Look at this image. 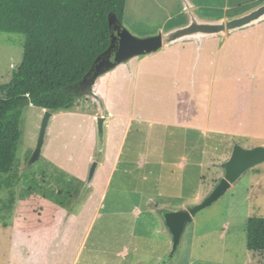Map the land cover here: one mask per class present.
I'll use <instances>...</instances> for the list:
<instances>
[{
  "label": "crops",
  "instance_id": "0c3cea01",
  "mask_svg": "<svg viewBox=\"0 0 264 264\" xmlns=\"http://www.w3.org/2000/svg\"><path fill=\"white\" fill-rule=\"evenodd\" d=\"M165 1L168 2L170 0ZM180 1L170 2L168 7L173 10L172 12L166 7L164 14L157 12L155 16L147 19L146 12H141L146 9L147 0H132V2L127 0L124 15L125 23L130 25L133 21L134 25L139 27L141 33H146L148 28L153 32L160 30L165 32L167 29H172L173 26L185 25L189 19L183 7L180 6ZM262 1L192 0L196 13L203 19L232 16ZM164 4L162 1L156 6L157 11ZM183 15L186 17V19L184 18L185 21H179L178 18H182ZM176 20L179 23L175 22ZM142 21H144L145 25L142 24ZM218 37L207 38L201 42L195 41L200 45L198 50L197 46L192 43L176 42L166 48H162L165 50L160 49V52L147 54V56L140 59L137 57V60H135L136 57H133L126 61L125 64L130 66L128 68L131 71L126 72L128 68L122 70L121 64L116 67L118 69L115 72L112 73L110 71L97 79L94 91L100 101L98 104L102 105L103 126L108 127V146L109 144L111 146V142L117 139L114 134L116 131L114 125H117L115 123H121L122 127L121 134H118L120 140L118 146L120 148L116 152L115 165L119 164L122 161V156L125 158V155L127 156L125 160L129 162L130 167L131 163L133 165V161L136 162L138 169H143L148 164V161H142L141 159V154L145 152H142L143 146H141L139 138H135L133 142L138 146L135 148L139 151L137 154V156L140 155L139 161L134 160L136 158L132 160V147L128 148L127 146L128 132L131 135L132 132L130 133V131L136 126L140 128L144 126L153 131L154 139L160 138L163 133H166L165 128L178 129L182 135L179 138L178 136L176 137L177 146L179 143L188 146L182 157L181 180L183 179L182 181H184L185 178H188V183H191L194 175L197 174V178L194 180L198 187L205 180L206 169H210L207 166H211L218 159L222 162L220 167L221 165L223 167V164L229 159L236 144L233 141L235 140L234 137L253 138L260 141L246 148L264 145V19L235 30L226 36ZM131 72L130 77H126V73ZM104 76L109 78L104 80L102 78ZM101 78L103 80H100ZM98 109L97 112L99 111ZM63 112H59L61 116H58L64 117L65 114ZM85 117H87L85 119L88 121L89 127L92 128L94 124L92 118L89 115ZM156 126L162 128L160 134L153 129ZM139 131L141 130L139 129ZM160 140L158 139V142ZM221 143L225 145V151L222 153L224 156L215 155L213 151L216 150L213 148H216L218 144L221 145ZM206 145L209 147L208 152H212L207 158L209 159L207 163L202 160L207 152ZM227 152H229L228 157H226ZM107 162L108 158L104 161H97L96 172L93 174L92 180L102 171L100 166H104ZM169 163L166 169L171 166V169L168 170L170 180L165 187L166 189L179 192V188L184 186L186 181L178 183L180 187L175 186V183L179 180V175L176 176V169L173 168L175 165L174 161L169 159ZM115 165L112 169V174L113 172L115 173ZM190 168H193L194 171L190 172ZM249 178L244 179V183L248 187ZM142 179L146 180L147 178L144 176ZM92 185L93 181L87 184L86 188L89 190ZM109 185L107 184L105 189H108ZM207 185L209 184L206 183ZM87 189H85L86 192L88 191ZM108 190L101 192L102 198H99L94 215L89 218L90 220H87L86 217L87 208H81L82 210L76 208L75 211L77 213L74 215V207L65 217V226L61 220L60 227L58 226L57 230H54L49 225L51 221H43L38 223L36 227L20 231L26 241L23 242L24 245L21 243V250L15 252L16 258H14L15 256L12 258L15 262L10 260L8 264H103V261L106 260V264H120L122 260L124 261L128 258L127 254H130L129 245H124V249L121 250L119 245L121 237L128 239L132 247V256L133 253L136 254L133 256L134 261H132V264H142L147 259L157 264L171 249L169 234L162 218L158 215L157 208L169 207L170 203L168 202L170 201H168V198H174L175 193L168 195L160 202H156L157 195L150 194L149 191L147 194L144 191L145 189H143L141 191L143 193L141 201L127 202L130 203L129 207L124 208L119 215L115 209V214H112V224H98V219L102 217L100 209L105 208L104 202L108 200ZM136 190L138 191V188ZM160 196L162 195L159 194ZM65 198L67 199V196ZM18 200L19 198H17V202ZM62 201V203L66 202V205L51 204L49 207L55 211L58 210L57 212L60 214L62 210L67 209L66 207L69 203L64 198ZM127 203L125 201L124 206L128 205ZM190 206H185L184 208ZM130 207L132 208L130 209ZM173 207L171 208L174 209ZM150 208L156 209L152 211ZM145 214H149V224L152 219L158 222L154 232L151 230V225L149 231L143 229ZM114 216L116 219H114ZM52 217L54 219L55 215ZM122 219L128 225V228L126 227L128 232L126 233H121L120 230L119 223ZM61 225L64 227L59 237L61 241L56 243L55 241L59 235L57 232L60 230ZM67 225L69 230L65 236ZM114 226L117 228L111 233V235L117 236V238L111 236L114 247L104 248L105 244L101 243L98 238L104 235V229ZM94 227L97 230L95 232L97 240H90L92 235H94L92 233ZM197 227V224H195L192 235L187 240V244H185L187 250L191 246L197 250H201L204 247L202 243H198L200 236L198 235L199 228L197 230ZM154 233L159 234V238L163 242V244H160L163 246L160 247L159 245L157 249L152 247ZM163 237L170 241V246L164 243ZM128 242L127 240L125 241L126 244ZM142 244L146 246L147 250L143 249ZM164 245H166L167 249ZM108 246L110 245L108 244ZM116 246L119 247L117 250ZM228 249L226 248L227 251L236 249L234 243ZM245 254L246 252L240 258V260L243 259L242 264L248 263V251ZM107 257L110 260L106 259ZM193 262L191 260V264ZM207 262L205 255L202 254L197 264H207ZM239 263L241 264V262Z\"/></svg>",
  "mask_w": 264,
  "mask_h": 264
},
{
  "label": "rangeland",
  "instance_id": "374dc122",
  "mask_svg": "<svg viewBox=\"0 0 264 264\" xmlns=\"http://www.w3.org/2000/svg\"><path fill=\"white\" fill-rule=\"evenodd\" d=\"M150 1L152 2L150 3ZM162 1L165 4L157 11L156 6ZM173 1L176 0H170L168 2L165 0H147L146 9L141 12H146L147 19L155 16L157 12L164 14L167 9L166 7H168L170 2ZM180 3V6L183 7L182 1H180ZM168 9L171 12L173 11L169 7ZM184 15L182 18H178L179 21H185L184 18L186 19V17ZM143 22L144 21H142V24H144ZM175 22L178 21L176 20ZM125 25L129 27L128 29H130L133 34L140 37L150 36L161 32V30L153 32L147 26V32L141 33L139 27H136L133 21L130 25L126 23ZM174 27L176 26H173L172 28ZM25 39L26 37L22 33L0 32V83H7L10 81L12 74L20 65L23 58ZM184 42L192 43L197 46V50L199 49L200 45L194 40H187ZM177 44L179 45V43ZM145 56L147 55L136 56L135 60ZM128 67L130 66L122 63L121 69L126 70ZM117 69L115 67L108 72L112 71L113 73ZM127 71L131 70L128 68L126 72ZM130 74H132V72L126 73V77H130ZM102 78L105 80L109 77L104 76ZM102 78L100 80H103ZM79 96L80 104L76 105L77 108L64 112L59 111L65 114L64 117H59L61 116L59 112L55 113V116L52 119L53 121L50 122L48 126L41 155L33 162H31V158L37 146L45 110L35 105H28L26 107L22 125L23 138L18 150L19 157L22 161L19 171L26 175L19 187H14L17 191V198H19V200L16 204H13L12 211L3 208V204L7 201L10 192L7 188H4L3 190L0 189V201L2 200V202H0V264H8L10 260L15 262L14 259H12L14 256V258H16L15 252L17 250L20 251L22 245H24L23 242L26 241V239L22 237L20 231L31 229V227L34 226L36 227L38 223H42L43 221H51L49 225H51L54 230H57L58 226L60 227L61 220L64 222L62 224L65 226V217L70 212L68 208L70 209L71 207H66L67 209H64L65 212L62 210L60 214H58V210L55 211L49 207L51 204L66 205V202H61L63 198L65 201L68 200V202L75 204V209L73 210L74 215L77 213L75 211L76 208H80V210H82L81 208H87L86 217L87 220H90L89 218H92L94 215L99 198H102L101 192L109 189L108 200L104 202L105 208L102 209L104 212L100 209L102 217H100L97 222L98 224H112V214H115V209L117 210L116 213L119 215L124 208L129 207L130 203L127 202H133L134 200H136V202L141 201V196L143 194L141 191H143V189H145L144 191L147 194L149 191L150 194L157 195L156 202H160L168 195H173V193H175L174 198H168V201H170L168 203H170V208L174 206V209L176 208V210H179L185 206H194L196 203L203 201L202 199L207 197L215 188L214 180L223 176L224 170L222 165L220 167L222 162L217 159L211 164V166H207L210 167V169H206L204 177L206 181H203L201 186L199 185L200 187L196 186L194 180L197 178V174L194 175L191 183H188L189 179L185 178L184 181H186V183L184 186H178V183L180 184L181 182H184L182 181L183 179L181 180V163L183 154L188 146L181 143L177 146L176 137L178 136L179 138L182 133L176 128H165L166 133H163L160 138L158 137L156 139H154L153 131H150L144 126L141 128L139 126L132 128L130 131V133L132 132L131 135L128 132L127 136L129 137L126 139V142L128 141V148L132 147V160L134 158H136L134 160H140V155L137 156L139 151L135 148L138 146L133 143L135 138H139L141 146H143L142 152H145L141 154V159L142 161H148V164H146L143 169H138L136 162L133 161V165L131 163L130 167L129 162L125 160L127 159V156L125 155V158L122 156V161L115 165V157L117 156L116 152H118L120 148V146H118L120 141L118 134H121V123L115 121L117 122L115 123L117 125L113 124L116 129L114 132L116 135L115 138L117 139L111 142V146L110 144L108 146V127L104 125L102 130L99 127L98 118L103 115L101 111L102 105L98 104L100 102L98 100L99 98H94V96L97 95L94 94L93 96L87 90H80ZM97 108H99L98 112ZM88 115L92 118L94 123L92 128L89 127L88 121H86L87 117L85 116ZM139 129L141 131H139ZM153 129L156 130L158 134L162 131L160 126H156ZM103 137L105 139L104 141ZM234 138V142L244 147H251L252 145L257 144V142H260L253 138ZM158 139H161L160 142H158ZM206 146L207 152L202 160L207 163L209 160L207 158L212 152H208L209 147L208 145ZM213 149L216 150L213 151L215 155L224 156V154H222L225 151V145L223 143H221V145H216V148ZM228 153L229 152H227L226 157H228ZM107 158L108 162L104 166H100V170H102L100 174L92 180L93 177L91 174L94 165L97 168V161H104ZM169 159L174 161L175 165L173 168L176 169V176L179 175V180L175 183L176 187H180L179 192L166 189L165 187L170 180L168 170L171 169V166H169V169H166L170 164ZM216 162H218L219 165H216ZM114 165L116 170L115 173L113 172L112 174ZM123 167L125 168L123 169ZM126 167H128V170ZM96 168L93 173L96 172ZM192 171H194V169L190 168V172ZM144 176L147 178L146 180L142 179ZM247 177H250L248 179L249 187L244 183V179ZM92 181L93 185L88 190L86 185ZM78 183H80L79 185L81 186L77 193L72 189H70V191L68 188L64 190L62 188L63 186L77 185ZM206 183L209 185L206 186ZM107 184L110 185L108 189H105ZM136 188H138V191ZM59 189H62L60 193H58ZM85 189L88 191L86 192ZM159 194L162 196L159 197ZM65 196H67V199ZM125 201L128 204L126 206H124ZM166 207L168 206H165V208ZM131 208L132 207H130V209ZM159 208L162 209L164 206ZM150 209L153 211V209L156 208ZM255 213L264 216V163H261L258 173H253L252 175L250 170L247 171L246 175L244 174L243 177L232 184L231 188H229L219 200L214 202L211 206L201 210L195 216L194 222L191 223L186 230L183 243L184 246H182L177 257L169 264H191V260L194 261V264H197V261L200 260L202 254L205 255L208 260L207 264H240L239 262L242 264L243 259L240 260V258L242 257V254L244 256V252L247 254L248 251L246 245V226L248 218ZM54 215L55 217L53 219L52 216ZM115 216L114 219H116ZM148 220L149 214H145L143 229L149 231L151 225V230L154 232L158 222H155L152 219L149 224ZM52 221H54L53 224ZM124 222L125 220L122 219L119 223L121 233L128 232L126 231L128 225ZM195 224L198 226L197 230L199 228L198 235L200 238L198 243H202V246L204 247L201 248L200 246L201 250H197L191 246L187 250L185 244H187V240L192 235ZM115 228L116 227L114 226L104 229V235L98 238L101 243L105 244L104 248L114 247L111 241V236L114 238H117V236H113L111 233L117 229ZM63 229L64 227L61 225L60 230L58 229L59 231L57 232L59 235L57 237L58 239L55 241L56 243H60L61 238L59 237L61 236ZM68 230L69 226L67 225L65 236L67 235ZM96 231L97 230L94 227L92 231L94 235H92L90 240L96 239ZM126 240L128 242V239L121 237L119 245L121 246V250L124 249V245H129L130 254H127L128 258L124 261L122 260L120 264H132V261H134L133 256L136 255L133 253L132 256V247L129 242L127 244L125 243ZM164 240V243L170 246V241L165 238ZM161 243L163 244L162 240L159 238V234L154 233V236L152 237V247L157 249ZM233 243L236 248L233 249L234 252H232L233 250L227 251L226 248H231ZM108 244L110 246H108ZM162 246L163 245H160V247ZM142 247L147 250L146 246L143 244ZM164 247L166 248V245H164ZM115 248L117 250L119 247L116 246ZM106 259L110 260L109 257ZM106 261H103V264H106ZM144 261L145 262H142V264H154V261L150 259ZM247 264H264V253L254 255L248 252Z\"/></svg>",
  "mask_w": 264,
  "mask_h": 264
},
{
  "label": "trees",
  "instance_id": "16d2710c",
  "mask_svg": "<svg viewBox=\"0 0 264 264\" xmlns=\"http://www.w3.org/2000/svg\"><path fill=\"white\" fill-rule=\"evenodd\" d=\"M126 4L127 0H0V32L26 37L20 65L10 81L0 83V189L10 192L3 208L12 211L18 197L14 187L26 175L19 171L18 154L26 107L52 113L77 108L79 84L111 44L110 16L124 26ZM260 165L249 169L252 175ZM221 178H214L215 186ZM79 184L62 188L77 193ZM72 204L67 205L70 212ZM246 232L248 252L264 253V216H249Z\"/></svg>",
  "mask_w": 264,
  "mask_h": 264
},
{
  "label": "water",
  "instance_id": "95a60500",
  "mask_svg": "<svg viewBox=\"0 0 264 264\" xmlns=\"http://www.w3.org/2000/svg\"><path fill=\"white\" fill-rule=\"evenodd\" d=\"M181 1L189 19L188 23L150 36H137L126 26L120 25L115 15L110 16V26L115 30L112 33L111 44L109 48L97 58L90 72L82 80V82H89V90L91 93L93 92L91 85L98 77L133 57L151 54L184 40L201 42L211 37L226 36L235 30L264 19V1L238 14L214 19L200 18L196 13L192 0ZM90 73H92V76L89 78L88 75ZM52 117L53 113L46 110L31 162L41 155L45 136ZM103 120V117L99 118V127L101 130L103 128ZM261 163H264V145L246 148L236 143L229 159L223 164V177L203 201L192 207L179 210L170 207L159 208V215L170 237L171 249L157 264H169L172 262L179 254L184 243L186 230L189 225L193 223L195 216L201 210L211 206L214 202L219 200L244 172ZM95 168L94 165L92 168V176Z\"/></svg>",
  "mask_w": 264,
  "mask_h": 264
},
{
  "label": "clouds",
  "instance_id": "9594fccd",
  "mask_svg": "<svg viewBox=\"0 0 264 264\" xmlns=\"http://www.w3.org/2000/svg\"><path fill=\"white\" fill-rule=\"evenodd\" d=\"M183 10H184V6H183ZM184 12H185V10H184ZM185 13H186V12H185ZM186 15H187V14H186ZM124 26H125V25H124ZM180 26H181V25H180ZM126 27H127V26H126ZM176 27H177V26H176ZM127 28H128V27H127ZM113 29H114V28H113ZM114 31H115V30H114ZM114 31H113V32H114ZM184 41H186V40H184ZM158 51H159V50H158ZM156 52H157V51H156ZM123 63H125V62H123ZM119 65H120V64H119ZM88 76H89V78H90V77L92 76V73H90ZM101 76H102V75H101ZM98 78H99V77H98ZM98 78H97V79H98ZM96 81H97V80H96ZM96 81L91 85V86H92V91L94 92V94H96L95 91H94V85H95ZM89 86H90V84H89ZM87 91H88L90 94H92V95L94 96L93 92H92V93L90 92L89 87H88ZM94 98H98V97H97V96H94ZM45 111H46V110H45ZM54 114H55V113H53V116H54ZM101 117H103V116H101ZM52 118H53V117H52ZM103 118H104V117H103ZM98 119H99V118H98ZM223 175H224V174H223ZM222 177H223V176H222ZM157 211H159V208L157 209Z\"/></svg>",
  "mask_w": 264,
  "mask_h": 264
},
{
  "label": "flooded vegetation",
  "instance_id": "af4514ba",
  "mask_svg": "<svg viewBox=\"0 0 264 264\" xmlns=\"http://www.w3.org/2000/svg\"><path fill=\"white\" fill-rule=\"evenodd\" d=\"M88 87H89V82H88V81L81 82V83L79 84V88H80V90H87Z\"/></svg>",
  "mask_w": 264,
  "mask_h": 264
},
{
  "label": "built area",
  "instance_id": "2783aa9c",
  "mask_svg": "<svg viewBox=\"0 0 264 264\" xmlns=\"http://www.w3.org/2000/svg\"><path fill=\"white\" fill-rule=\"evenodd\" d=\"M10 264H13V263H10Z\"/></svg>",
  "mask_w": 264,
  "mask_h": 264
}]
</instances>
